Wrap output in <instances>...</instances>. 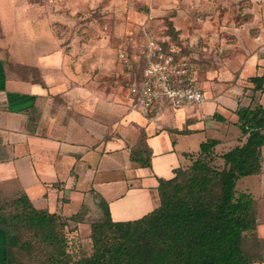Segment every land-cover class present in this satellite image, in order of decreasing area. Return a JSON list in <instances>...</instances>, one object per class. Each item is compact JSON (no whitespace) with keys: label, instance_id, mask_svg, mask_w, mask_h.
Here are the masks:
<instances>
[{"label":"crops","instance_id":"obj_1","mask_svg":"<svg viewBox=\"0 0 264 264\" xmlns=\"http://www.w3.org/2000/svg\"><path fill=\"white\" fill-rule=\"evenodd\" d=\"M35 12L31 11L30 40L38 35ZM248 12L252 14L249 21L241 13L238 26L223 29L234 34L235 45L221 41L216 51L219 37L207 35L205 43L209 40L210 46L202 49L208 55L194 58L197 82L205 96L203 105L157 119L130 108L122 70L115 73V83H119L124 100L116 103L102 95L104 73H87L80 68L92 61L96 70L94 55L99 50L89 55L79 44L81 51L75 57L70 50L68 55H60L65 66L75 61L78 73H70L65 67L66 73L65 69L63 73L44 71L36 81L12 74L0 54V184H15L36 210L62 218H85L88 206L97 199L108 207L113 222L137 220L154 210L159 180H169L176 170L185 168L189 156L207 140L218 141L216 153L240 145L244 137L236 111L264 107V81L259 90L248 82L251 77L264 76V0ZM1 14L0 25L3 18L10 19L17 31V7L14 11L4 8ZM174 27L182 42L184 32L176 24ZM121 32L114 27L115 37ZM201 34L189 35L190 48H197ZM97 43L94 39L93 46ZM42 50H36L35 60L45 53L44 63L54 59L49 49ZM61 65L64 67L63 62ZM139 144L149 151L148 167L130 159L131 150ZM261 158L260 174L241 178L236 184L256 202L260 255L251 264H264V147ZM119 185L124 191L109 196ZM4 250L5 242L0 264H5Z\"/></svg>","mask_w":264,"mask_h":264},{"label":"trees","instance_id":"obj_2","mask_svg":"<svg viewBox=\"0 0 264 264\" xmlns=\"http://www.w3.org/2000/svg\"><path fill=\"white\" fill-rule=\"evenodd\" d=\"M263 81L264 76L248 79L255 90ZM236 115L243 142L220 156L217 140L201 143L185 168L159 180L154 210L137 220L113 222L104 203L103 220L92 225V253L78 261L64 251L66 224L56 214L36 210L21 193L0 209L5 264H23L21 254L29 264H251L255 259L246 242L253 239L258 250L256 202L236 184L261 172L264 107H244ZM130 159L150 165L142 144L131 150ZM217 159L221 168L213 165Z\"/></svg>","mask_w":264,"mask_h":264},{"label":"rangeland","instance_id":"obj_3","mask_svg":"<svg viewBox=\"0 0 264 264\" xmlns=\"http://www.w3.org/2000/svg\"><path fill=\"white\" fill-rule=\"evenodd\" d=\"M261 1L0 0V14L4 8L14 11L17 7V31L14 30L10 19L1 17L4 19V21L2 19L4 23L2 26L0 25V54L12 74L18 75V77L25 80L36 81L40 79L41 73L44 71L47 73H63L65 69L66 73L68 69L70 73H78L79 67L75 61H70L65 66V61H62L60 55H68L67 50H70L71 57H75L79 50L77 49L79 44H81L80 49L85 48L86 54L89 55H94L99 50L98 55H94L96 56V63H98V65L96 64V70L92 61L86 63V67L82 66L80 68L81 70H86L87 73H104L101 74L103 78L100 83L102 95L109 98L112 97L117 100L116 103H120L121 99L124 100V96L119 83H115L117 80L115 73H118V69L119 71L123 70V67L116 56L120 46V36L126 28L135 32L145 22L146 18L151 16L163 27L165 34L170 35L173 41L177 40L181 47V54H190L191 58H195L198 55L199 58L204 59L206 57L203 56L208 55V52L202 48L210 46L209 40L208 43H205L207 35L216 37V39L217 36L219 37V42L215 45L216 51L220 47L218 45L223 41L225 42V40H228L230 45H235L233 41V38H235L234 34L223 30L224 27L238 26L241 21V13H244L242 17H247L246 21H249V17L252 14L248 10H251L255 4H259ZM34 9L38 18V35L30 40L31 11H35ZM175 24L180 28L179 31L184 32L185 35L182 38L184 41L182 40V42H186V45L181 44L182 42L178 40ZM115 26L122 29V32L117 37L113 33ZM198 32L202 33L199 35L201 42L197 45V48L194 46L191 49L189 38L192 37L189 35H192V33L197 34ZM94 39L98 40L100 44L97 43L93 46ZM39 49H49L50 55L55 56L54 59L44 63L45 53L42 59L35 60V52ZM98 59L99 62H97ZM62 62L64 67L61 65ZM223 153L224 151L222 150L217 152L216 155L220 156ZM220 163L221 160L217 159L213 165L221 168ZM262 180L264 184V178ZM236 189L242 190L238 185ZM122 191H124V186L119 185L109 196L114 197ZM20 195L21 192L15 184H0V209L5 204H10L11 201ZM157 205H159V198H157ZM104 207V203L97 199L94 205L88 206L85 218L67 219L59 216L60 223L66 224L62 228L65 238L64 251L69 253L72 260L78 261L92 253V225L103 220ZM0 226L6 229L5 225ZM4 229H0V236L4 234ZM3 242L4 235L0 237V251ZM246 250L251 258L257 260L260 254L253 239L246 242ZM19 258L24 260L23 264H29L27 256L21 254Z\"/></svg>","mask_w":264,"mask_h":264},{"label":"built area","instance_id":"obj_4","mask_svg":"<svg viewBox=\"0 0 264 264\" xmlns=\"http://www.w3.org/2000/svg\"><path fill=\"white\" fill-rule=\"evenodd\" d=\"M119 42L117 58L132 110L157 119L203 105L205 96L197 82L195 59L180 54L153 17L148 16L135 32L126 28Z\"/></svg>","mask_w":264,"mask_h":264}]
</instances>
